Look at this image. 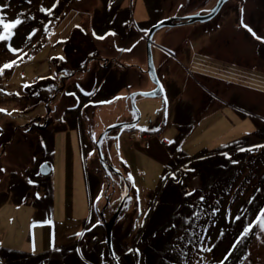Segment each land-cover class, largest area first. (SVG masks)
Returning <instances> with one entry per match:
<instances>
[{
    "label": "rangeland",
    "instance_id": "obj_1",
    "mask_svg": "<svg viewBox=\"0 0 264 264\" xmlns=\"http://www.w3.org/2000/svg\"><path fill=\"white\" fill-rule=\"evenodd\" d=\"M218 1L3 0L9 7L0 14L22 23L0 41V109L7 110L0 112V247L52 254L23 264H114L101 215L105 208L110 221L121 191L105 177L97 140L136 118L133 92L155 89L145 73L150 29L172 17L209 15ZM216 16L156 33L163 97L137 96L140 122L102 144L106 162L131 187L113 229L120 264H264L257 219L264 208V40L244 27L264 37V0H228ZM7 61L14 63L3 67ZM64 77L68 89L55 96L52 79L61 85ZM177 108L192 124L175 145ZM163 139L189 157L176 153L165 166ZM44 166L53 188L46 200L49 183L38 179ZM0 264L9 263L0 257Z\"/></svg>",
    "mask_w": 264,
    "mask_h": 264
},
{
    "label": "water",
    "instance_id": "obj_2",
    "mask_svg": "<svg viewBox=\"0 0 264 264\" xmlns=\"http://www.w3.org/2000/svg\"><path fill=\"white\" fill-rule=\"evenodd\" d=\"M227 1L228 0H219L216 7L212 10V13L209 15H206V16L188 15V16L172 17V18L159 22L158 24H156L150 29L149 35L147 37V62H148L147 72L151 76L153 83L157 85V87L151 91L133 92L130 95V99H131L133 109L136 112V118L131 122L117 123V124H113L109 126L97 140V151H98V155L101 161L102 169L106 172L108 177H111L112 174L115 173L123 181V184H120L121 200L119 202V205L114 215L112 216L109 222L104 218L105 208L102 211V215H101L103 217V220H104V223L107 229V243H108V248L110 251V258L113 260L114 264H120V262L117 260L114 254L113 241H112L113 229H114V225L118 217L120 216L122 212V209L124 208L126 200L128 198H131V193H130V186L127 182V179L124 177V175L117 168L107 163L106 160L104 159L103 152H102V144L105 138L107 137V135L110 134L112 131L119 129V128L125 129L131 126H136L140 122L142 114L136 103L137 96H143L145 98H156V97L158 98L163 95V86L160 81L159 75L157 74V69H156L154 54H153V40H154V36L156 35V33L160 29L165 28V27H173V26L184 25V24H193L197 21H201V22L208 21L214 16H216V14L218 13L222 5L225 4ZM40 172L42 175H47L48 170H46V166L41 168ZM108 202H109V199H108Z\"/></svg>",
    "mask_w": 264,
    "mask_h": 264
},
{
    "label": "trees",
    "instance_id": "obj_3",
    "mask_svg": "<svg viewBox=\"0 0 264 264\" xmlns=\"http://www.w3.org/2000/svg\"><path fill=\"white\" fill-rule=\"evenodd\" d=\"M68 56H69V53L67 51V57ZM52 86H53V84H52ZM37 95H36V97H37ZM41 98H42L41 101H45L43 96ZM174 116H175V122L177 123L176 124L177 125V130L179 132V135H177V137L175 139V142H176L175 145H178V143H180V141L182 139L181 136L185 133V131L191 129V126H187V125H191L192 122H191V116L189 117V115L187 113H185L180 108L176 109ZM33 124L35 126V122ZM44 133H46V132H44ZM2 136H5V132L4 131L1 132L0 139L2 138ZM45 137H46V134H45ZM45 140H47V139H45ZM229 146H231V144L228 145V146H225L220 151L225 150ZM170 147H171L170 150H171L172 154H174L177 150L172 148L171 145H170ZM178 154H180V156L188 157L183 152H179ZM178 159L179 158H176L174 161L182 162L181 159L180 160H178ZM169 163H172V160ZM87 177L90 178L89 179L90 189H93V185H96L97 181L94 182V180L90 177L89 173H87ZM44 181L49 183V185H48V194L46 193V196L44 197V200H46V199L51 198L53 196V188H52L51 182L49 180V176H46ZM42 186H43V182L41 181L40 182V187H42ZM39 199H42V198H39ZM37 209L39 210V209H41V207L39 206ZM249 225H250V223H247L244 226L249 227ZM70 248L72 249V247H70ZM2 250H4V251H2ZM0 251H2L1 253L3 254V256L1 255L0 257L2 259H4V260L6 259V262L8 261L9 264H23V261L28 260V259L30 261H33V259L35 260V259H39V258H46V257L48 258V257H50L49 255H52L51 253H49V254H42V255L36 256V255L30 254V253L20 252V251L14 250V249H7V248H2V247H0Z\"/></svg>",
    "mask_w": 264,
    "mask_h": 264
},
{
    "label": "snow or ice",
    "instance_id": "obj_4",
    "mask_svg": "<svg viewBox=\"0 0 264 264\" xmlns=\"http://www.w3.org/2000/svg\"><path fill=\"white\" fill-rule=\"evenodd\" d=\"M30 2H31V0H29V3H30ZM56 2H58V0H56ZM55 6H56V3H53L52 7H55ZM7 7H9V5L6 4V3H3V0H0V8H7ZM41 11H47V12H50V9H49V8H44L43 6H41ZM241 22L243 23V21H241ZM21 23H22V21H21V19H20L19 16H17V18H15V19H11V18H7V19H6L5 16H4L3 14H0V25L3 26V32H0V41L11 38V37L14 35L13 29H14L17 25H20ZM244 27L247 28L248 31L251 32L252 35H253L254 37H256L258 40H264V37L257 36L256 32H255L253 29H251V28L249 27V25L244 24ZM36 31H37V29L32 28L30 32H27V37H31V35H32L34 32H36ZM109 31L111 32L112 35H115V32H114V31H112V30H109ZM93 35H97L95 31L93 32ZM99 38H100V39H104V36L101 35V36H99ZM136 43H139V41H137ZM8 47H9L10 50L13 51V52L18 51V49L15 48V47H12L11 44H8ZM133 47H135V44L133 45ZM122 50H125V51H131V49H122ZM62 58H63V57H62ZM13 63H14V61H7V62L3 65V67H10ZM72 95H74V93H73ZM3 111H7V110H5V109H0V112H3ZM26 130H27V129H26ZM168 143H169V144H172V143H174V141H172V140H168ZM254 147H262V145H256V146H254ZM241 150H243V149H241ZM250 150H254V148H253V149H250ZM225 155H227V153H225ZM33 159H36V158L33 157ZM233 163H237V161H233ZM0 171H4V169H0ZM29 183H33V181L29 180ZM193 191H195V190L193 189ZM258 191H259V189H258ZM185 194H186V195H190L191 193H185ZM97 199H99V197H97ZM199 199H200V200H204V197L201 196V197H199ZM250 202H251V201H250ZM214 211H219V210H218V209H215ZM236 219H239V216H237ZM257 219H259V221H260V223H261V227H264V208L260 209V214L258 215ZM97 223H100V222L97 221ZM172 227H175V225H172ZM250 227H251V225H249V227L244 228V232L247 233V232L249 231V228H250ZM87 230H88V229H84V230H82V231H80V232H78V233H75V235H77V236H83L84 231H87ZM154 235H155V233H154ZM54 246H55V245L53 244V247H54ZM233 247H234V246H233ZM33 250H35L34 247H33ZM76 251L79 252L80 249H76ZM128 251L131 252V251H133V249L129 248ZM135 251H136V253H138V254L140 253V249H138V248L135 249ZM208 251H211V249H208ZM226 258H227V257H225L224 259H226ZM117 259H119V258H117ZM137 264H139V261H137ZM219 264H224V261H223V260L219 261Z\"/></svg>",
    "mask_w": 264,
    "mask_h": 264
},
{
    "label": "crops",
    "instance_id": "obj_5",
    "mask_svg": "<svg viewBox=\"0 0 264 264\" xmlns=\"http://www.w3.org/2000/svg\"><path fill=\"white\" fill-rule=\"evenodd\" d=\"M96 90H94V92H91V96L88 98V99H93L95 96L97 97V95L99 94V92H100V90H98L96 93ZM87 102H89V100L87 101ZM48 116H50V114L48 115ZM50 121L51 120H53V119H49ZM49 121V122H50ZM162 131H160L159 133H157L160 137H161V133ZM148 134V133H147ZM146 135V133H144L143 134V137ZM149 137H151V136H155V134H149L148 135ZM144 139V138H143ZM147 142L149 143V146H151V148H152V145H151V143H150V139L148 140V141H145V146L146 147H149V146H147L146 144H147ZM163 143H164V145H166V148H167V150L165 151V153L162 155V156H167V157H165L164 159L162 158V160H159V161H161V162H163V163H166V164H164L165 166H167V164L175 157V155H176V153L178 154L179 153V151H176L174 154H172L171 152H170V150H169V146L171 145V144H169L168 143V140L167 139H163ZM161 146H162V143L159 141V142H156V147L159 149H161ZM164 149V147L162 148V150ZM153 154V153H152ZM153 157L154 158H156L157 156L156 155H153ZM189 157V156H188ZM158 160V159H157ZM89 173V172H88ZM90 174V173H89ZM44 177H46V176H42L41 178H38V179H42V178H44ZM45 179V178H44ZM89 182V181H88ZM1 235V234H0ZM6 235V234H5ZM2 236V235H1ZM0 239H1V237H0Z\"/></svg>",
    "mask_w": 264,
    "mask_h": 264
},
{
    "label": "flooded vegetation",
    "instance_id": "obj_6",
    "mask_svg": "<svg viewBox=\"0 0 264 264\" xmlns=\"http://www.w3.org/2000/svg\"><path fill=\"white\" fill-rule=\"evenodd\" d=\"M217 17V16H216ZM73 37V36H72ZM74 39H75V37H73ZM72 40V39H71ZM72 56V55H71ZM74 56H76V59L75 60H79L80 59V57L78 56V55H74ZM82 71H84V69H81ZM78 72V71H77ZM145 73H146V70H145ZM76 74V73H75ZM64 80L62 81V84L61 85H58V83L56 82L57 80L56 79H52L53 81H52V84H53V89H54V91H55V96L57 95V93H60V91H61V89H68V87L67 86H65V81H66V77H64L63 78ZM157 86L155 85V88H156ZM78 88L80 89V90H83V87L81 86V85H79L78 86ZM153 89V88H152ZM168 99V98H167ZM167 99H165L164 100V103H165V101H166V103H167ZM50 114H52V115H54L53 113H50ZM50 119V116H47L46 117V121L44 122V123H47L48 121H50L49 120ZM41 121V120H40ZM52 121V120H51ZM50 121V122H51ZM41 124V122H38V124ZM43 123V124H44ZM39 126V125H38ZM41 126V125H40ZM115 175L116 174H113V176L110 178V177H108L107 176V179L109 180V181H111L112 182V185L113 186H115V187H117V188H119V191H121L120 190V184H121V181H117V180H115Z\"/></svg>",
    "mask_w": 264,
    "mask_h": 264
}]
</instances>
